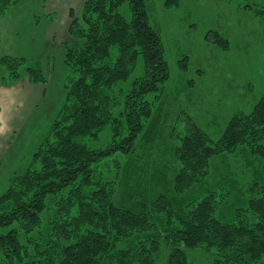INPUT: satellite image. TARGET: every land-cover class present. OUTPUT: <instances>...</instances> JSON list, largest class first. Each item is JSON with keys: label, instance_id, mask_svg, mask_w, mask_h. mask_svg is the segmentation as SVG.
Masks as SVG:
<instances>
[{"label": "trees", "instance_id": "1", "mask_svg": "<svg viewBox=\"0 0 264 264\" xmlns=\"http://www.w3.org/2000/svg\"><path fill=\"white\" fill-rule=\"evenodd\" d=\"M31 1L0 0V18ZM69 21L71 41L61 44L64 102L30 166L11 174L0 195V251L9 264H157L163 257L191 264L188 252L200 249L213 264H264V183L252 185L231 217L222 209L229 196L221 195L234 185L229 158L237 153L264 170V96L251 113L235 114L218 141L189 117L166 143L178 171L156 170L147 186L132 184L127 172L139 157L137 142L148 141L151 150L162 134L156 94L170 78L149 2L85 0L79 13L70 9ZM207 40L227 45L217 32ZM43 58L38 68L28 64L38 57L4 55L0 80L48 84L55 68ZM107 129L114 138L105 149L78 142Z\"/></svg>", "mask_w": 264, "mask_h": 264}, {"label": "rangeland", "instance_id": "2", "mask_svg": "<svg viewBox=\"0 0 264 264\" xmlns=\"http://www.w3.org/2000/svg\"><path fill=\"white\" fill-rule=\"evenodd\" d=\"M84 2L85 0H47L44 4L42 0H33L26 5L21 2L16 11L5 20V27H9V23L14 26L19 22L20 25L14 26L17 29L12 30L17 35L15 39V34L10 40L8 36L0 35V47L6 48L8 41H12L16 43L18 52H23L24 48L32 45L35 54L28 50L25 52L35 58L44 49L40 57H44V61L45 58L50 60L47 64L49 67L53 62L55 72L51 75V78L54 75V79L46 96L34 106V103L29 105L27 101L22 102L21 110L12 117L5 115V133L0 136V195L11 174L30 166L34 152L48 137L51 124L64 102L65 90L53 92V87L61 78L64 80V75L67 76L68 73L64 66L61 44L71 41L68 37L70 9L79 13ZM148 2L150 24L159 32L164 43L170 78L164 89L156 94L160 95L156 99L157 108L159 106L158 110L163 112L160 116L156 112L154 117H160L162 134L155 138L151 150H148V141L137 142L140 145L137 149L139 157L135 156L129 162V181L132 184L138 182L142 186L148 185L149 177L156 170L165 172L168 176L178 171L179 165L166 148V143L175 141V134L185 130L187 120L191 118L204 128L213 141H218L235 114L251 113L256 102L264 96V0ZM33 15L40 18L32 19ZM50 31H54L52 36L48 35ZM211 32L219 33L222 39L227 40V45L223 48L217 43L209 42L207 36ZM211 40L217 39L212 36ZM48 54L51 55L50 58ZM184 57L188 58V62H185L188 70L180 68L179 61ZM28 64L38 68L45 67L39 57L37 61L30 60ZM11 127L12 131L8 132ZM113 138V132L107 129L98 138L87 137L78 142L86 143L95 150L105 149L112 144ZM159 144L162 147L157 151ZM157 153H163L160 161L156 159ZM121 159L126 165L125 160ZM152 160H156L155 164H152ZM249 161L250 158L245 154L237 153L229 158L234 185L232 188L224 185L228 188L223 187L221 190V195H225L224 198L228 195V201H231L227 207L224 204L222 207L228 217L232 216L234 208L242 207L251 198L250 188L253 184L264 183L263 167L257 160ZM123 174L122 179L125 177ZM229 190H233V195L229 194ZM51 216L53 214L49 213V218ZM188 255L191 264L214 262L212 256L203 249L190 251ZM8 259L0 251V264H9ZM157 264H167L165 257Z\"/></svg>", "mask_w": 264, "mask_h": 264}, {"label": "crops", "instance_id": "3", "mask_svg": "<svg viewBox=\"0 0 264 264\" xmlns=\"http://www.w3.org/2000/svg\"><path fill=\"white\" fill-rule=\"evenodd\" d=\"M7 18L8 17L0 18V35H1V37H4V35H6V37L8 36V38H9L8 40H10L12 38L13 34H15L12 30H16L17 28H15L14 26H17L18 24L11 26L9 23V24H7L9 27H5V20ZM7 29H9V30H7ZM53 33H54V31H50L48 35L52 36ZM13 37L15 39L17 37V35L15 34ZM15 44L16 43H13L12 41H8L6 48L0 47V59L4 55H12V56L28 55L29 56V54H27L25 51H27V50L32 51L34 49L32 47V45H30V48L26 47L27 49L24 48L23 52H18V50H17L18 48L16 47ZM0 45H1V43H0ZM26 46H28V45H26ZM42 50L38 52V57H40L42 55V53H43ZM34 52L35 51H32L33 54H35ZM53 79H54V75L52 76L51 81L45 85H43V84H32L27 79H24L20 82H15L11 85H5L0 80V136H1V134L5 133V124L7 123V118L5 117V115H9V117H12L14 115V113L19 112L21 110V103L24 101H27V103L29 105L34 103L33 104V106H34L41 98L46 96V94L49 92L50 87H51L52 82H53ZM61 79H60V82L57 83L53 87L54 93H59L60 91L64 90L62 87L63 78H61ZM61 96L63 98V93H61ZM62 98H61V100H62ZM59 104H60V102H59ZM10 126H11V124H10ZM12 129H13V127H11V129L8 132H11Z\"/></svg>", "mask_w": 264, "mask_h": 264}]
</instances>
